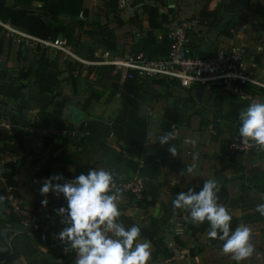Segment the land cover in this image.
<instances>
[{
    "label": "crops",
    "instance_id": "crops-1",
    "mask_svg": "<svg viewBox=\"0 0 264 264\" xmlns=\"http://www.w3.org/2000/svg\"><path fill=\"white\" fill-rule=\"evenodd\" d=\"M10 1L12 0H6L8 4L14 2ZM124 1L125 6L120 7L118 0L115 11L120 15L112 21L113 9L109 0H82L83 9L77 18L84 21L83 35L86 37H83L81 31V39L92 40L100 35L106 39L104 35H110V32L104 29L99 31L97 26L89 25L90 22H99L103 19L105 21L110 19L108 27L113 29L116 36L124 30L140 37L146 30L147 18L140 8L143 0ZM32 3L41 5L42 1L33 0ZM131 5L133 7H130ZM171 7L175 9L172 15L176 16L171 26L175 20L195 16L201 18L193 29L195 34H190L192 46L201 54L210 53L217 47L243 46L251 57L256 53V44L264 38V0H178L177 3L167 0L164 10L170 15ZM202 9L214 12L220 24L226 23L230 18H234L233 22L239 23L240 15H246V22L240 23L237 29L231 28V35L226 36L219 33V29L209 27V19L200 14ZM137 18L141 19V22H138ZM105 43L106 40L103 46L95 47L93 52L103 49ZM130 46L131 44L127 48L130 49ZM258 57L255 56L256 60ZM15 63L16 59L12 56L0 72V114L6 112L5 109L12 112L11 120L15 128L23 131L25 139L27 135L32 139L29 141L30 144H27L32 152L30 154L22 152L19 158L12 160L17 166L13 178L19 182L18 190L23 195L20 199L29 214L33 204H37L38 215L31 216L42 222L46 230L66 226L60 222L62 218L55 210L61 206L67 207V201L63 194L57 197L50 192L46 197L47 207L42 205L41 201L45 197L40 194V188L45 179L32 177L40 164L67 165L72 169L76 164L108 161L125 163L132 158L139 162L135 175L145 180L150 194L148 199L153 197L158 203L155 206L138 207L134 199L124 197L117 201L122 213L119 219L126 229L133 224L141 227V235L136 243L149 242L152 252L154 246L149 238L160 231L169 237L174 252L172 261H167L162 253H158L155 259L151 258L148 261V264H237L231 258V254L225 255L222 248L214 246H204V250L194 257L179 254L178 248L196 247L200 243H206L210 231V224L207 221L205 222L208 226L198 239L187 231L179 235L183 243L180 247L174 244L172 236L166 231L165 223L170 215L179 211L188 213L174 209L170 189L177 188L180 193L192 188L199 192L206 179L218 181V184L227 190L228 207L239 218L238 226L246 225L251 229L254 253L241 264H264V220H255V216L260 215L256 211V206L264 203V187L257 185L264 182V151L260 154L250 152L246 157L229 156L219 142L228 137L229 127L224 118H239L240 111L249 104L264 102L263 93H254L251 100H241L236 96L211 89L184 88L174 79H147L139 106L140 116L147 121V140L141 158L137 159L117 141L111 131L110 122L120 105L118 93L110 96L111 90L104 94L103 89V94L97 101L93 100L86 108L81 107L89 96L90 85L97 79L100 68H88L79 75L75 89L69 80L68 67L60 68L57 89L46 93L39 91L34 85V66L27 77L18 78L14 71L16 67L21 70L23 66ZM167 106H176L182 115L189 117V124L181 122L163 130L161 121L164 108ZM44 110L59 115L63 124L37 125L38 114ZM214 117H218L220 133L213 130L211 121ZM34 132L49 136L45 145L38 142L37 137L33 135ZM169 133L173 138L162 145L159 139ZM171 145L176 149V156H172L168 151ZM14 155L16 154H10V157ZM191 165H195L194 172L186 173L187 166ZM25 176L31 180L30 186L34 187L33 192L28 194H22L19 189L28 181ZM164 204L167 205L166 210H163ZM260 217L264 219V216ZM55 241L58 243L56 251H65V246L60 240ZM0 247L6 248L5 245ZM8 247L18 257L11 264H74L75 260V252L72 250L68 251L66 259L52 257L46 246L39 244L32 234L29 237L14 233L8 240Z\"/></svg>",
    "mask_w": 264,
    "mask_h": 264
},
{
    "label": "trees",
    "instance_id": "trees-1",
    "mask_svg": "<svg viewBox=\"0 0 264 264\" xmlns=\"http://www.w3.org/2000/svg\"><path fill=\"white\" fill-rule=\"evenodd\" d=\"M33 0L28 4L30 6ZM41 7L39 9L30 8V6H23L20 0H14L12 4H8L6 0H0V18L4 21H9L13 25L20 29L26 30L28 33L40 37V38H55L57 36H63L67 38L68 44L71 45L73 40L78 38V31L82 29L84 21L79 20L77 16L83 9L82 0H41ZM111 9L115 10L118 7V0H109ZM167 6V0H143L140 8L146 14V30L143 34L136 38L132 42L129 52L143 53L150 58L162 57L165 55L170 47V38L168 36L170 26L173 20L176 18L174 15H170L164 10ZM200 14L203 17L209 19V27L219 29V33L230 36V29H237L240 23L246 22V15H240L238 25H234L230 18L226 23L220 24L216 15L212 11L201 10ZM61 15L69 16L67 20H61ZM43 17H48L49 22L45 21ZM1 33V28H0ZM80 38V37H79ZM4 40L0 35V55L3 52ZM72 46V45H71ZM116 41L109 39L106 41L104 48L110 49L112 52L118 51L116 48ZM75 49V47H73ZM76 50V49H75ZM201 54V53H200ZM207 55V54H201ZM33 79L35 87L46 93H51L58 87L59 78L61 75V67L57 63V58L50 59L45 51H41L38 56L37 62L33 67ZM71 69L70 67L68 68ZM97 79L90 85V92L88 98L82 104V108H86L93 100L97 101L103 94V89L109 87L111 89L110 96L115 93L119 94L120 105L117 109L114 117L110 122L111 131L116 137L117 141L123 144L135 158L140 159L143 153V149L147 140V121L140 116L139 106L140 99L143 92L146 79H140L134 74L126 75L124 78L119 73L113 74L112 67L106 66L100 69ZM30 68H26L25 71H20L21 77H27L31 73ZM78 76L69 74L70 83L75 89L77 87ZM1 115V114H0ZM11 118V117H10ZM218 117H214L211 121L212 127L215 133H220L221 129L217 125ZM225 123L228 124V137L220 140L221 146L224 151L227 150L230 137L234 131L239 132L240 120L238 117L224 118ZM205 121V120H204ZM185 122L189 124V117L182 115L176 106H167L164 108V113L161 121V128L167 130L171 125ZM54 123L56 126L63 124L59 115L50 111H41L38 114L37 125L46 126L47 124ZM46 144V143H45ZM25 152L30 154L31 148L28 147L24 133L21 129L13 128L11 133L0 132V155L3 153L15 154L17 152ZM251 153L260 154L256 146H252ZM249 152V153H250ZM4 182L0 178V197L4 199V206L7 210V220L11 224L23 223L28 218L25 214L19 215L11 202L8 200V195L11 194L13 198L20 199L18 180L13 178L16 170V164L14 161L8 160L3 163ZM106 169L113 173L118 186L120 183L126 180L132 179L138 171V160L128 159L125 163L121 162H99L93 164H76L72 169L67 165H55V164H40L33 178L47 179L53 175H62L65 180L75 179L80 173H85L90 169ZM56 182L57 181H53ZM63 183L64 181H59ZM257 185L264 187V182L257 183ZM10 187V190H7ZM219 192L217 193L219 199L218 203L222 204L232 216L230 222V230L234 231L238 226L239 218L232 213V209L228 207L229 195L227 190L219 185ZM170 192L173 194L172 201L179 194L177 188L172 187ZM149 191L147 187L141 192V197L135 198L132 195L128 198L134 199L138 207L155 206L158 201L151 197L148 199ZM125 197V195H124ZM172 204V202H171ZM19 207H22L20 204ZM167 209V205H163V210ZM31 214L38 215L37 204H33ZM178 216H182L185 220V231L198 239V236L205 231L207 223L196 225L193 224L189 213L177 212ZM264 220L259 214L255 216V220ZM17 231V228L12 226L9 228H3L0 231V242L6 246L5 249L0 247V264H11L17 260V255L8 247V240L11 235ZM31 233L39 244H44L48 253L54 258L66 259L68 252L56 251L58 243L52 238L50 232H48L42 222L35 219L34 225L29 228ZM173 242L178 247L183 243L178 236H173ZM150 242L154 246V250L151 252V258L155 259L158 253H162L167 261H172L174 254L171 249V241L166 234L157 231L154 236H151ZM223 241L218 239L207 238L206 243H200L196 247L178 248L179 254L185 257H194L204 250V246L222 248Z\"/></svg>",
    "mask_w": 264,
    "mask_h": 264
},
{
    "label": "clouds",
    "instance_id": "clouds-1",
    "mask_svg": "<svg viewBox=\"0 0 264 264\" xmlns=\"http://www.w3.org/2000/svg\"><path fill=\"white\" fill-rule=\"evenodd\" d=\"M239 135L244 143L254 142L259 151H264V102H253L239 113ZM172 134L162 136L160 143L166 144ZM195 143V141H191ZM168 151L172 156L177 152L174 146ZM195 165L187 166L186 173H193ZM183 173V172H182ZM63 180V183L59 181ZM57 181V183H53ZM119 192L113 173L106 169H90L87 174L80 173L75 179L65 180L62 175H53L44 180L40 194L47 207V195L51 192L57 197L63 194L67 207L55 210L61 223L66 225L58 239L69 250L75 252L74 264H148L151 259L149 242L136 243L141 235V227L133 224L125 228L119 219ZM218 181L206 179L199 192L189 188L180 192L172 201L174 209L189 213L193 224H210L208 236L223 241L222 253L241 264L254 253L251 229L240 225L230 230L232 216L218 203ZM3 199V197H0ZM256 211L264 216V203L256 206ZM135 243V246H134Z\"/></svg>",
    "mask_w": 264,
    "mask_h": 264
},
{
    "label": "built area",
    "instance_id": "built-area-1",
    "mask_svg": "<svg viewBox=\"0 0 264 264\" xmlns=\"http://www.w3.org/2000/svg\"><path fill=\"white\" fill-rule=\"evenodd\" d=\"M119 6L124 7L125 1L119 0ZM200 19L199 16H195L175 20L168 33L171 40L169 49L165 55L156 58L129 51L112 52L107 48L84 56L68 44L66 37L40 38L1 18L0 35L4 42L12 41L20 46H38L41 51L49 55L50 59L59 58L64 61L71 68L70 73L76 77L88 68L102 69L111 66L112 73H119L122 78L134 74L143 80L149 78L174 79L184 88L211 89L236 96L241 100H251L257 92L264 94V38L256 44L254 55L259 56L258 60L253 54L249 57L248 51L243 46H229L218 49L213 54L201 55L192 46L189 33L200 22ZM14 127V122L9 115H0V132L9 134ZM253 145L252 141L244 143L239 132L234 131L226 152L229 156L246 157ZM15 154L9 160L19 158L22 152ZM4 169L3 163L0 162V178L3 182ZM117 188L118 193L113 190V194L117 195V201L124 198V195L139 198L146 188V183L141 176L135 175L132 179L120 183ZM7 190L9 191L10 187H7ZM12 198L13 196L9 194L8 200L13 206ZM32 219L35 217L32 216ZM166 221V231L169 235L173 237L184 233L185 220L182 216L172 214ZM46 228L48 229V226ZM62 229L50 232L54 240L58 239V233Z\"/></svg>",
    "mask_w": 264,
    "mask_h": 264
},
{
    "label": "rangeland",
    "instance_id": "rangeland-1",
    "mask_svg": "<svg viewBox=\"0 0 264 264\" xmlns=\"http://www.w3.org/2000/svg\"><path fill=\"white\" fill-rule=\"evenodd\" d=\"M14 0L10 1L11 3L13 2ZM21 1V4L23 6H30L28 3L31 2V0H20ZM29 1V2H28ZM169 2H175L177 3L178 0H169ZM33 4V3H32ZM31 4V5H32ZM41 7V5H38V4H35V5H32L30 6V8H35V9H39ZM130 7H133V5H131ZM174 8H170V11L172 12L171 13V16L172 14L174 13ZM120 14H117L115 10H113V14H112V17H111V20L113 21V19H117L119 17ZM240 14H237V16H239ZM61 20H67L69 19L70 17L69 16H66V15H61ZM234 19V18H233ZM138 22H141V19L137 18ZM110 19H107V21H105L103 19V21H99V22H94V23H89V25H93V26H97L98 30L99 31H108L110 32V35H104L106 39H103L104 37H102L100 35V37H96V38H93L92 40H87V39H81V33H77L78 35V38H76V40H73L71 42V47H75V51L78 52V53H81L83 55H90L93 53V49L97 46H103L104 44V41H108L109 39H113L116 41V45H117V49L121 52H126L127 50H129L127 47L132 44L131 42H134V40L137 37L136 34H132L131 32L129 31H120L121 33H118V36L115 35V33H113V29L112 28H109L108 26L110 25L109 22ZM234 25H238V23H235V22H232ZM80 31H82V35H83V30H84V27H82V29H79ZM192 32V33H191ZM190 34H193L194 31H189ZM141 34V33H140ZM195 34V33H194ZM80 37V38H79ZM83 37L85 38L86 36L83 35ZM222 48V47H221ZM221 48H214L213 51H211L210 53H207V54H213L215 53L218 49H221ZM41 53V50L38 46H34V45H31V46H25V45H16L15 42H6L3 46V52L2 54L0 55V72L2 71V68H4L6 65H7V62H9V60L12 58V56H14V58L16 59V65L18 63L22 64V68L21 70H18L17 67L14 71V73H17V77L18 78H21L20 76V71H25L26 68H30L32 70V67L36 64L37 62V59H38V56L40 55ZM49 56V55H48ZM57 63L59 65V67L65 69L69 66H67V64L62 61L61 59L57 58ZM15 65V66H16ZM17 70V71H16ZM105 92L104 94H108V92L111 90L109 89V87H105ZM6 112H4L3 114H7L11 117V115L13 114L12 112L10 111H7V109H5ZM29 126L31 125V123L28 124ZM210 128V127H209ZM212 128V127H211ZM35 134V137H37L38 139V142H40V144L42 145H45L44 143L46 142V140L49 138L48 135H43V134H38L36 132H34ZM32 139L27 135L26 136V141H27V144L29 145V141H31ZM77 142V139L75 140ZM10 158V153H3L0 155V162L2 163H5L9 160ZM24 178H27V176H25ZM27 183L24 184V187H21L19 188L21 190V193L23 194H28L30 192H33L34 190V187L33 186H30V181L29 178H27ZM23 188V189H22ZM23 197V195H21V198ZM12 202H13V206L15 207V210L16 212L19 214V215H23L25 214L27 216V220L24 221L23 223H16V224H11L8 222V220L6 219L7 217V210L4 206V199H0V229L4 228V227H12V226H16L17 228V231L15 232L16 234L18 235H23V236H31V233H29V228L30 226L35 222L34 220L35 219H32V216L31 214H29V211L25 208V205H24V202L21 201V199H18V198H12ZM20 204H22V207H19ZM24 205V206H23ZM167 222V221H166ZM166 224V223H165ZM50 228V227H49ZM55 230L54 227H51L50 231H53ZM170 233H172L170 231ZM0 246H3V244L0 242Z\"/></svg>",
    "mask_w": 264,
    "mask_h": 264
},
{
    "label": "water",
    "instance_id": "water-1",
    "mask_svg": "<svg viewBox=\"0 0 264 264\" xmlns=\"http://www.w3.org/2000/svg\"><path fill=\"white\" fill-rule=\"evenodd\" d=\"M43 19H44L45 21L49 22L48 17H43Z\"/></svg>",
    "mask_w": 264,
    "mask_h": 264
}]
</instances>
